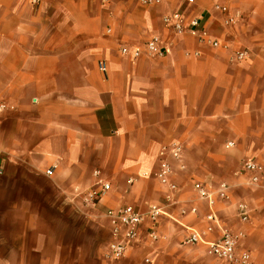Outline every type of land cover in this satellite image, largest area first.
Instances as JSON below:
<instances>
[{"label":"crops","instance_id":"crops-1","mask_svg":"<svg viewBox=\"0 0 264 264\" xmlns=\"http://www.w3.org/2000/svg\"><path fill=\"white\" fill-rule=\"evenodd\" d=\"M223 6L234 24L225 25ZM178 12L220 46L204 43L199 30H167L163 17ZM153 36L167 47L163 57L121 53ZM242 51L249 56L233 60ZM172 146L182 149L180 161L170 159L176 220L159 219L154 243L144 223L136 247L106 258L104 213L165 205L170 191L156 173L160 151ZM245 161L264 168V0H0V264L71 263L72 220L87 217L96 234L110 235L97 264H231L205 245L183 244L190 229L210 242L222 236L205 221L196 183L230 186L228 201L215 195L221 226L238 235L240 253L264 264V190L245 185ZM95 172L110 191L93 208H74V191L91 188ZM85 240L81 261L99 242Z\"/></svg>","mask_w":264,"mask_h":264},{"label":"built area","instance_id":"built-area-1","mask_svg":"<svg viewBox=\"0 0 264 264\" xmlns=\"http://www.w3.org/2000/svg\"><path fill=\"white\" fill-rule=\"evenodd\" d=\"M33 6H39L44 0H28ZM194 2V0H189ZM145 6H155L160 3V0H140ZM221 13L225 14L224 20L225 25H232L236 22V16L230 14L228 7H217ZM164 27L172 32L174 35H183L193 30H199L200 37L204 43L211 45L212 47H219L220 43L218 40L210 38L208 32L201 29V25L198 19H192L188 25L183 22V16L181 13H174L164 16L163 19ZM167 49L163 40L159 36H153L146 43L134 47H122L121 53L124 56L132 59H140L142 57L148 58H161L164 56V52ZM249 56L248 51H242L237 53L233 58L235 61H243ZM99 70L106 74L107 63L103 60L98 63ZM160 168L156 173V178L167 187L170 193L166 197L165 205L148 204L147 210L141 211L130 205H121L114 209L107 210L104 213V217L108 220L112 241L109 245L108 253L106 258L111 260H119L124 257L132 248L139 244V232L140 227L150 222L151 227L148 231V236L151 243L158 240V223L161 217H168L171 220H176L168 211V208L175 204L173 197L174 193L178 191L175 184L170 181V177L173 173V169L170 163V159L180 161L182 158L181 146H172L163 148L160 153ZM241 171L248 175L245 185L256 187L264 190V168L254 161H245L241 165ZM48 174H52L51 171ZM94 176L97 178L95 184L87 189L80 190L76 189L73 194L72 203L75 206L83 208H93L102 197L106 195L110 189L111 184L102 178H99V173L95 172ZM143 176H146L144 174ZM134 182L133 179L130 180ZM195 190L200 199L207 201L209 213L205 217L207 223L214 224L222 231L220 239L214 242L207 241L204 236L197 230H191V234L183 241L184 245H196L202 244L208 247L209 254L218 259L225 260L231 264H253L252 255L249 252L238 251V235L222 228L220 220L215 212V195L223 201L230 199L229 189L230 186L226 183H222L215 190L211 189V186L206 183H196ZM192 213H196V209L191 210ZM186 214V211H183ZM238 218L246 222L249 219V207L245 203H241L237 207ZM211 230V227H208ZM146 263H150V259L145 260Z\"/></svg>","mask_w":264,"mask_h":264},{"label":"rangeland","instance_id":"rangeland-1","mask_svg":"<svg viewBox=\"0 0 264 264\" xmlns=\"http://www.w3.org/2000/svg\"><path fill=\"white\" fill-rule=\"evenodd\" d=\"M73 204V203H72ZM74 208H78L73 204ZM81 208V207H80ZM90 217L86 218H73L72 223L77 228V232L73 231V246H72V262L71 263H54V264H97L96 260L98 257L103 255L105 245L110 239V235L105 230H99L98 233L94 232ZM81 230V231H80ZM95 236L98 242L97 249L95 248L88 260H83L82 255H85L86 249L83 247L86 238L89 241L91 236ZM99 243L101 245H99ZM41 264H53V263H41Z\"/></svg>","mask_w":264,"mask_h":264}]
</instances>
